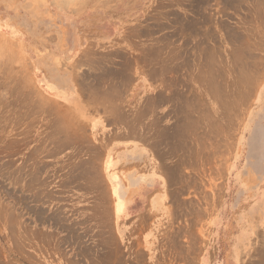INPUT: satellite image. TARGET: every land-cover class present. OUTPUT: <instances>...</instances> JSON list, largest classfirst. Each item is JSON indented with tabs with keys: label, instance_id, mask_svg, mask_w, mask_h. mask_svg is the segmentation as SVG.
Masks as SVG:
<instances>
[{
	"label": "rangeland",
	"instance_id": "1",
	"mask_svg": "<svg viewBox=\"0 0 264 264\" xmlns=\"http://www.w3.org/2000/svg\"><path fill=\"white\" fill-rule=\"evenodd\" d=\"M64 1L0 0V264H264V0Z\"/></svg>",
	"mask_w": 264,
	"mask_h": 264
},
{
	"label": "bare ground",
	"instance_id": "2",
	"mask_svg": "<svg viewBox=\"0 0 264 264\" xmlns=\"http://www.w3.org/2000/svg\"><path fill=\"white\" fill-rule=\"evenodd\" d=\"M62 1H64V0H62ZM71 1H72V0H71ZM64 2H65V1H64ZM66 2H68V0H67ZM66 2H65V3H66ZM69 2H70V0H69ZM60 3H61V2H60ZM65 3H64V4H65ZM66 6H67V4H66Z\"/></svg>",
	"mask_w": 264,
	"mask_h": 264
}]
</instances>
